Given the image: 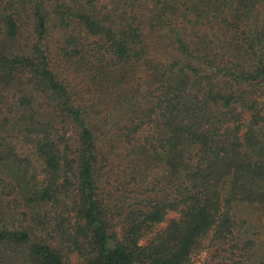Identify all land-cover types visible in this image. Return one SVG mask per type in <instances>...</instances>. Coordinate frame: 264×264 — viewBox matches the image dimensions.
Returning <instances> with one entry per match:
<instances>
[{
  "label": "trees",
  "instance_id": "trees-1",
  "mask_svg": "<svg viewBox=\"0 0 264 264\" xmlns=\"http://www.w3.org/2000/svg\"><path fill=\"white\" fill-rule=\"evenodd\" d=\"M47 9L0 0V185L50 207L61 246L0 210V264H191L207 238L213 264H250L230 203L264 209V0H55L64 55L91 77L85 103L52 66ZM109 151L143 195L126 210L106 190Z\"/></svg>",
  "mask_w": 264,
  "mask_h": 264
},
{
  "label": "rangeland",
  "instance_id": "rangeland-1",
  "mask_svg": "<svg viewBox=\"0 0 264 264\" xmlns=\"http://www.w3.org/2000/svg\"><path fill=\"white\" fill-rule=\"evenodd\" d=\"M46 3L48 8L47 11L50 13L47 42L49 46L48 54L50 55L52 66L61 78L72 86L73 93H76L78 97H82L83 103L88 102L86 99L92 97L89 93L90 90L87 86V80L85 79L87 78L91 81L89 71L84 67V64L79 61L78 57L68 58L64 55L65 32L57 26L56 19L52 14V7L53 4H55V0H46ZM32 27L33 24H30L24 29V36L28 37L31 41L34 39L31 36L33 35ZM1 39L2 36H0V41ZM90 40H93V38ZM23 41L22 38L19 43L22 45ZM103 112L105 116L108 114L114 115V113L111 112V107L108 105L103 109ZM10 141L17 145L20 155H29L30 145H25L18 139H11ZM21 145L23 146L22 149ZM109 152L110 162L106 165L104 173L109 177L113 185L107 184L106 190L111 192L110 198L113 202L112 204L119 210H126L129 205H134L135 202L142 200L143 195H141V191L136 188V183L130 181V173H128V171L127 173L123 171L119 156L116 155L115 152ZM0 177L7 178L3 166H0ZM2 189L3 186L0 185V210L2 212V219L5 227L11 230H26L30 233L33 241H44L54 246L57 245V247L61 246L59 245L61 241L60 236L57 234V225L55 223L51 225L44 223L45 211L50 207L27 205L21 195L17 193L4 195ZM230 205L238 222L242 224V226L237 229L240 237L254 241L253 250L250 253V264H258L264 259V209L258 205L248 203L240 197H237ZM175 215L174 212L170 213L160 226L166 225L170 218ZM118 220L117 218L116 221ZM203 244V248H200L192 255L190 259L191 264H213L212 262L215 260L221 259L220 257H216L217 246L210 241V238L204 240ZM3 250L11 255L10 247L3 248ZM214 257H216V259ZM81 261H83L81 255L78 253H70L69 258L66 259V264H77ZM11 263L27 264L22 255L20 259L11 261Z\"/></svg>",
  "mask_w": 264,
  "mask_h": 264
}]
</instances>
